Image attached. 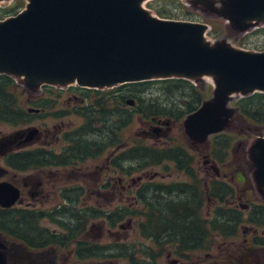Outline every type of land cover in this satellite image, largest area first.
<instances>
[{"label": "water", "instance_id": "obj_1", "mask_svg": "<svg viewBox=\"0 0 264 264\" xmlns=\"http://www.w3.org/2000/svg\"><path fill=\"white\" fill-rule=\"evenodd\" d=\"M9 1L0 0V6ZM148 1L27 0L21 13L0 20V76L20 79L32 93L44 86L107 90L148 81L199 83L211 78V98L183 122L188 140L204 145L230 129L238 113L231 107L235 98L264 94V52L238 49L226 40L211 42L207 24L159 18L144 6ZM186 1L224 19L240 34L264 26V0ZM127 104L135 107L136 101ZM39 132L34 127L1 140L0 154L12 151L17 142L32 143ZM153 134L156 139L168 136L159 126ZM249 155L264 199V137L251 145ZM19 194L13 185L0 184V206H14ZM8 250L0 240V264H9Z\"/></svg>", "mask_w": 264, "mask_h": 264}, {"label": "trees", "instance_id": "obj_2", "mask_svg": "<svg viewBox=\"0 0 264 264\" xmlns=\"http://www.w3.org/2000/svg\"><path fill=\"white\" fill-rule=\"evenodd\" d=\"M24 5V0H16L14 5L1 10L0 13L3 16L15 12ZM174 5L182 8L177 6L180 5L179 0L153 1L149 4V8L161 18L169 19L176 16L173 11ZM156 87L168 96L179 97L180 102L177 105L180 108L174 106L176 103L164 105L158 99L152 98L148 102L141 98L142 93L152 91ZM55 91L59 90L46 88L45 99H41L39 103L30 101L29 104L36 108L51 109L54 99L59 98L57 94H54ZM70 91L80 94V98L85 99L84 109H82L83 106L73 107V113L83 115L85 122L64 134L65 148L60 156H47L56 152L44 149L30 150L24 158H15L14 168L19 170L38 169L45 166L79 168L86 161L100 159L109 153L108 156L111 159L118 154L111 161V165L116 167L122 175L130 176L132 173L149 168L160 167L166 170L168 166L165 164H171L177 171L190 174L193 164L192 154L182 146L161 149L156 145H148L143 140H137L130 145L123 141V134L136 117L146 123L148 121L163 122L173 117L176 119L182 115L183 118L187 113H193L207 98L210 90L202 89L201 86H195L186 80L171 79L127 84L104 91L79 88H73ZM21 94L22 89L12 78L0 76V122L13 125L31 122V117L34 115L29 114L21 105L23 96ZM53 95L56 96L54 99ZM129 99H135L136 106L124 109L123 107L128 106ZM236 107L242 116L254 124L255 128L264 127V94L256 93L242 98L237 101ZM99 122L102 125H99ZM91 136H98L99 139L91 140L89 139ZM224 139H226L225 135L217 136V142L212 145V156L218 163L228 161L229 144ZM227 185L225 182L215 180L205 186L200 180L197 189L193 190L178 188L177 185L166 187L160 182L148 183L142 185L136 192L139 202L137 207L141 209L125 206L116 211H107L95 208L79 210L77 207H72L62 212L65 216H69L65 222L57 220V216L55 218L45 216L46 219L50 218L57 223L66 233L65 236L50 235L48 231L41 228L39 220H42L44 215L40 214V217H36L34 213L29 212L11 214L0 210V236L9 234L14 239L24 241L30 247L44 248L51 244H62L67 247L80 240L79 237L86 231L90 220L103 219L110 228H115L127 218L139 217L142 220L137 227L140 240L144 241V244L135 248V244L115 243L103 246L101 251L94 248L92 251L94 254H91L89 249L88 255L101 254L104 260L118 262L124 260L128 264H156L158 259L168 251H172L176 256H185L195 250H209L213 246L214 233L224 237L236 233V229L243 221L240 213L229 208L218 207L214 219L209 220L204 216L206 200L211 198L222 205L226 197L231 194ZM251 215L254 218L250 220L249 217L246 222L255 226L257 230H264V224L260 223L264 220V207L255 206ZM146 243L147 245L144 246Z\"/></svg>", "mask_w": 264, "mask_h": 264}, {"label": "rangeland", "instance_id": "obj_3", "mask_svg": "<svg viewBox=\"0 0 264 264\" xmlns=\"http://www.w3.org/2000/svg\"><path fill=\"white\" fill-rule=\"evenodd\" d=\"M216 1L219 2V0ZM151 2L146 3L144 6L146 8H149V4ZM179 2L180 5L177 6H182V8H177L174 5L173 7L175 8V10L173 11L176 16L169 19L167 18V20L190 21V22L207 24L209 26V30L207 32V39L211 42L226 40L233 47L238 49H244L247 51H255V52H264V31H262L264 30V26L255 28L249 31L248 33L240 34L234 31L233 29H231V27L227 25V22L224 19L218 18L215 15H210L208 12L202 11L201 9H196L190 4H188L186 0H179ZM13 4H14V0L2 6L0 10L6 9L12 6ZM25 6L18 8L15 12L8 13L3 16L0 13V20L8 19L16 15L18 11L20 12L23 9H25ZM151 12L155 14L152 10ZM156 16L160 17L158 15ZM213 32L216 33L213 34ZM14 81L16 85L20 89H22L21 95L23 96L21 100V105H23L24 109L27 111L29 108L34 107L28 103V100L30 99L31 101H35L37 98L41 97L42 91L39 93H32L24 86V84L20 79H15ZM196 85H200L202 89L210 90L207 98L210 97V92L213 87V81L211 78L205 77ZM55 97L56 96L53 95V99ZM141 98L147 100L148 102H150L152 98L153 100L158 99L159 102L163 103L164 105L176 103V105L174 104V106L176 107H179V105L177 104H179L178 102H180V99H178L179 97L168 96L164 94L163 91H160L158 87H156L152 91H147L145 93H142ZM242 98L243 97L235 98V100L231 103V107L236 108L237 101H239ZM66 100L67 98L66 99L62 97L56 98L54 101L53 108L48 110L44 109L43 107L40 108L34 107L37 110H39V112H37V114L31 117L30 123L13 125L6 122H0V141L5 138H12V136H14L18 132L25 131L35 127L38 128L40 132L39 135L33 140V142L29 143V144L35 143L34 146L30 147L29 149L36 147H44L46 146V144L54 143L55 147L54 146L52 147L47 146V147L49 149L55 148L57 152L61 151L64 145L62 146L60 137L64 133L71 132L77 127H80L85 122V117L83 115H78L77 113H71V112L69 114L64 113L65 110L71 109L72 107L78 104V102L66 101ZM123 108L131 109L135 107H131L128 105ZM188 115L189 114L187 113L183 118L182 115H180L178 116L179 118L176 119L173 117L164 120L163 122L148 121V123L136 117L132 125L124 132L123 141L131 145L137 140H143L148 145H156L158 148L161 149L171 146H176V147L182 146L185 149L186 148L189 149L190 150L189 152L195 156V158L193 159L194 160L193 167L196 171H199L198 173L200 179L202 180V185H205L206 182L208 180H211L212 178H218L227 183L229 182L232 185H234L236 190L234 191L233 194L227 196L228 198L224 205L221 206L219 202L218 203L216 202L217 204H215L211 198L210 199L212 201L210 202L206 200L205 211H204V216L206 219H212V218L214 219L216 215L215 212L218 207L225 206V208L233 209V207L229 206L230 204L229 197H234L232 198L231 206L240 207L242 205H248L250 203H254V204L262 203V205H264V199L259 193L255 183V179L253 177L254 167L249 155V149L251 148V145L257 139L264 137V127L255 128L254 124L250 122L248 119H246L244 116H242L239 112L235 113L234 117L231 120L230 129L227 132L223 133V135H225L226 138L224 140L227 141V143L229 144V150L227 151L228 161L223 163H218L214 161L213 156L211 158L210 147H209V146L212 147V145H214V143L217 142L216 141L217 136H211L209 138V141L204 145L197 144V146L194 147L191 144V141L188 140L187 136L184 133L183 122ZM98 124L102 125L101 122H99ZM157 126L161 127L162 131L168 134L167 138L164 137L160 139L155 138V135L153 134V129L156 128ZM246 136L250 138L248 143L249 145H246L245 143L246 142L245 140H247ZM89 139L91 140L99 139V137L91 136L89 137ZM243 141L245 142L243 143ZM238 144H242L243 147L237 148ZM108 155L109 153H107V155H104L100 159L88 160L81 167L79 168L70 167L69 170L71 171V173L75 172L76 174H82V176L86 175L83 177V180L81 181L82 183H86L87 186H90L93 183H95V179L98 177V175H100V173H102L100 171L103 168H105ZM168 168L171 169L172 166H169ZM103 172L104 175H106V171L103 170ZM164 174L166 177L165 180L167 181L168 180L179 181V177L177 176L176 172L175 174L171 173L172 174L171 177L170 173L168 174L163 170V168L160 167L142 170L136 173H132L130 176L119 174L120 179L124 181L125 186L127 188H128V184L132 185L133 188L131 189V192H129L130 195L127 194L126 196H124V199H121L120 196L122 195L121 194L119 195L117 193V198L113 200V202H107L106 199L102 198L101 196L97 197L96 194H90L89 197L91 198V201H89L88 198L87 201H85V203L87 206L101 205L102 208L108 209L110 207H115L116 205H118L119 204L118 200H120V207L135 202L134 204L135 208L141 209V207H137L139 202L137 201V199L136 201H134L133 195L136 194L137 190L140 188V185H142V183H145L150 179L153 180V178H156L157 176L163 177ZM108 177L109 176L106 177V180L108 179ZM116 178L119 177H117L116 175L115 179ZM154 180H157L154 182H160L159 179H154ZM71 184L73 187L76 186V183L73 180ZM244 191L248 192L247 201L243 200ZM104 194H108V193H104ZM111 199L112 198H110L109 200ZM95 201H98V203H95ZM84 209L85 208L82 207L79 208V210H84ZM248 212L249 211H247V218L249 220L250 217V220H252V217L254 218V216ZM244 217L242 216V218ZM141 220L142 218L139 217L127 218L123 222L119 223L117 227L110 228V226L105 221H103V219H93L90 220V222H88L85 232L91 233L89 237L92 236L94 240L101 242L103 246H110L115 243L130 244V245L135 244V248H136L137 246L139 247L140 245L144 244V241L140 240L139 229L137 227L138 223ZM260 223L264 224V220H261ZM129 224H131V226H129ZM121 225H125V228H121L120 227ZM40 227L43 229L44 228L49 229L51 232L61 231L62 233H64L62 230H59V226L56 223L49 222L48 220L45 219L40 222ZM238 232L240 234L236 239L235 237H224L220 234L215 233L214 235L215 245L210 253L212 255H215L216 259H218L219 256H222V254L220 253H224V254L229 253L232 256L233 260L237 259V257L242 254L246 258V264H254V262L258 260V258L256 257H259V259L261 260L260 264H264V247L257 246L253 242L255 236L264 237L263 234L264 230L262 231L257 230L255 226L246 222V219L244 218V220L238 226ZM246 239H248V241H246ZM146 245L147 243L144 246ZM245 250L248 251L245 252ZM168 254L171 253L169 251L166 252L163 255V257L158 259L156 264H172L171 261L172 259L165 258ZM12 258L18 261L19 263L21 262L20 256L12 255ZM31 258L35 259L36 257L31 256L27 258V260ZM109 261L111 260L103 259V262L105 264H110ZM115 264H128V263L124 260H120L119 262L115 261Z\"/></svg>", "mask_w": 264, "mask_h": 264}, {"label": "flooded vegetation", "instance_id": "obj_4", "mask_svg": "<svg viewBox=\"0 0 264 264\" xmlns=\"http://www.w3.org/2000/svg\"><path fill=\"white\" fill-rule=\"evenodd\" d=\"M61 91H55L54 94H57V96L62 97L64 99L67 98L66 101H75L78 102V104L74 107L81 108V106L85 105V99L80 98V94L76 92H70V90L65 89ZM47 96L46 91L42 92L41 97L37 98L35 101L37 103L40 102L41 99H45ZM41 98V99H40ZM82 99V100H81ZM55 100V99H54ZM31 100H28V103ZM40 105V104H39ZM85 107L83 106L82 109ZM42 111V110H41ZM64 112H67L65 114H69L70 112L73 113V107L71 109H67ZM37 113H33L35 115ZM159 124V123H158ZM65 134V133H64ZM64 134L60 137L61 144L63 148H65V141H64ZM36 142V141H35ZM20 143L17 142L13 146V150L0 154V184L2 183H8L13 185L16 189L19 190V198L14 206L10 208H3L0 206V210L6 213L11 214H18V213H34L36 217H40L39 215H44L42 220H48L49 222H54L50 218L46 219L45 216L49 217H56L57 220L65 222L69 216H65L62 212H66V210H69L72 207L77 208H85L86 209H100V210H113L116 211L120 207V200H118L119 204L115 207H110L108 209H104L99 206H87L85 201L89 198V201H91V198L89 197L90 194H96L97 197L101 196L102 198H105L107 202H113L117 198V193L122 196H120L121 199H124V196L127 194L130 195L129 192H131V189L133 188L131 184H128V188L125 186V183L123 180L120 179L119 171L116 167L111 165V161L118 156V154L114 158L107 157L106 166L103 168L100 172V175L95 179V183H93L90 186H87L86 183H82L81 180H83L82 174H73L69 170L70 166H67L65 168H56L54 166L51 167H42L38 169H29V170H19L14 168V160L16 159H22L24 158L26 153H28L30 150L34 149H44L46 151H52L56 152L53 154H47V156H60L61 151H56L55 148L49 149L47 146H54V143L46 144L44 147H36L29 149L30 147L34 146V144L30 145H19ZM191 144L196 147L197 144H194L191 142ZM55 147V146H54ZM176 146H171L167 148H173ZM210 147V153L212 158V147ZM242 148V144H238L237 148ZM193 148V147H192ZM187 149V148H186ZM194 149V148H193ZM188 152L190 151L187 149ZM190 153V152H189ZM192 154V153H190ZM195 158V156L192 154V160ZM215 161V160H214ZM46 163H44L45 165ZM194 164V160H193ZM193 164L191 165V172L190 174L185 173L184 171H177L175 168H167L164 170L168 174L170 173V176L172 177L171 173L175 172L177 173V176L179 177V181L176 180H165V174L164 176H157L156 178L150 179L149 181L142 183L144 184H155L158 182H154L159 179L160 183H163L166 185V187H169L171 185H177L178 188H188V189H197L198 182L201 180L199 177V171H196L193 167ZM43 165V166H44ZM168 167L173 166L171 164H165ZM116 166V165H115ZM103 170L106 171V175H104ZM117 177L115 179V176ZM12 176V177H11ZM108 179L106 180V177ZM9 177V178H8ZM72 180L75 181L76 186H72ZM218 180L221 182H225L218 178H212L211 180H208L205 184L207 186L211 182ZM86 181V180H84ZM170 181V182H169ZM228 187V189L231 191V194L234 193L236 188L231 183L225 182ZM84 184V185H83ZM117 185V186H114ZM140 185V187L142 186ZM140 189V188H139ZM138 189V190H139ZM234 189V190H233ZM137 190V191H138ZM108 193V194H104ZM248 192L244 191L243 194V200H248ZM134 196V201H136L137 197L136 194ZM112 198L111 200H109ZM228 197H226L224 203H226ZM232 198L229 197V206L233 207V211L236 213L242 214L245 219L247 220V211L248 213H253L255 209L254 203H250L248 205H242L240 207L231 206ZM236 198V197H235ZM138 201V200H137ZM209 202L211 199L208 200ZM217 201H214L215 204ZM95 203H98V201H95ZM135 202L131 204H126V207L132 208L135 207ZM220 204V203H219ZM113 205V204H112ZM221 205V206H222ZM122 206V207H125ZM225 207V206H223ZM240 208V209H238ZM258 209V208H257ZM65 216V217H64ZM216 216V215H215ZM243 218V220H244ZM213 219V218H212ZM209 219V220H212ZM42 220H39V225ZM57 224V223H56ZM58 225V224H57ZM59 226V225H58ZM46 231L50 233V235H62L65 236L66 233H62L61 231L51 232L49 229L44 228ZM257 229V228H256ZM59 230H62V228L59 226ZM261 230L262 229H258ZM237 233L229 234L228 237H235V239L240 234L238 232V229H236ZM91 233L84 232L79 237L80 240L71 243L70 246L65 245H48L47 247H30L27 243H25L22 240L14 239L9 234H3L0 236V240L5 241L8 244L9 250L7 251V258L9 264H105L102 259V255H88L89 249L91 254H94L92 251L95 248L96 250H102L103 245L101 242H98L97 240H94L93 237H89ZM264 234V233H263ZM215 233L213 234V236ZM258 235V234H257ZM215 240V236H214ZM248 241V239H246ZM254 244L257 246L264 247V237L263 236H255L254 237ZM81 244V246H80ZM84 244V245H83ZM214 242L213 246L210 247L209 250L206 251H198L195 250L194 252L187 253L185 256H176L172 251H169L171 254H168L165 258L172 259V264H246V258L241 254L237 257V259L233 260L232 256L229 253H220L222 256H219L218 259L215 258V255H212L210 252L214 248ZM13 246V247H12ZM27 246V247H26ZM80 247V248H78ZM168 251V250H167ZM248 250H245V252ZM98 252V251H97ZM263 253V252H262ZM12 255L20 256L21 262L19 263L15 259L12 258ZM36 257L35 259H28L29 257ZM203 256V257H202ZM203 258V259H202ZM257 261L254 262V264H260L261 260L259 257ZM26 261V263H25ZM212 261V262H211ZM114 260L109 261L110 264H114Z\"/></svg>", "mask_w": 264, "mask_h": 264}, {"label": "bare ground", "instance_id": "obj_5", "mask_svg": "<svg viewBox=\"0 0 264 264\" xmlns=\"http://www.w3.org/2000/svg\"><path fill=\"white\" fill-rule=\"evenodd\" d=\"M12 184V183H11ZM27 247V246H26Z\"/></svg>", "mask_w": 264, "mask_h": 264}]
</instances>
